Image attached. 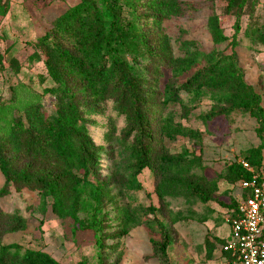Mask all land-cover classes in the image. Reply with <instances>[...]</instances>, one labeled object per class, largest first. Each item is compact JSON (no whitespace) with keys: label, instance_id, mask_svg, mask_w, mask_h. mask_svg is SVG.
<instances>
[{"label":"trees","instance_id":"trees-1","mask_svg":"<svg viewBox=\"0 0 264 264\" xmlns=\"http://www.w3.org/2000/svg\"><path fill=\"white\" fill-rule=\"evenodd\" d=\"M222 1L225 13L235 17L232 38L224 33L216 12L209 16L208 28L215 44L228 41L226 48L206 52L187 47L183 56L173 54L163 23L195 9L190 1L79 0L58 15L37 37L39 50L29 55L45 64L53 85L44 92L53 96L56 110L48 113L34 101L12 115L6 130L0 126V199L12 188L36 191L43 207L50 199L58 216L93 232L98 264H121L123 237L144 225L159 236L150 239L153 257L171 264L169 249L178 238L173 225L182 217L172 216L167 197L207 203L214 199L220 180L238 183L253 176L241 159L257 172L264 166V98L246 81L235 49L242 16L248 19L245 36L261 44L264 19L255 12L259 0ZM8 5V0H0V15H6ZM166 70L169 76L163 82ZM205 98L211 106L201 114L204 121L248 114L259 138L214 179L196 171L202 167L201 154L172 152L168 143L179 135H202L174 122L169 106L179 103L187 115ZM107 102L123 116L125 126L119 136L108 134L105 142L97 143L90 114L103 113ZM7 105L0 96V112ZM145 169L152 172L159 205L143 208L142 216L129 205H119L113 187L142 189L139 177ZM248 193L243 190L241 196ZM226 206L228 216L238 214V200ZM26 227L23 214L4 211L0 205V264H64L45 250L3 242L6 235ZM205 244L212 254L216 244L208 238Z\"/></svg>","mask_w":264,"mask_h":264},{"label":"rangeland","instance_id":"rangeland-1","mask_svg":"<svg viewBox=\"0 0 264 264\" xmlns=\"http://www.w3.org/2000/svg\"><path fill=\"white\" fill-rule=\"evenodd\" d=\"M8 1L6 15H0V96L8 102V108L0 112V126L4 130L12 115L21 113L24 106L31 102L40 101L48 113L56 110L53 96L44 92L46 87L53 85L47 76L45 64L43 60H30L29 55L39 50L37 37L51 26L58 15L79 0ZM186 1L192 2L195 9L172 16L163 23V31L169 38L173 54L183 56L187 47L206 52L214 48L224 50L228 41L221 44L213 42L208 19L216 12L220 16L224 33L232 38L235 17L225 13V1ZM255 12L260 20L264 19V0H259ZM247 21L245 14L241 18L242 28L236 36L235 49L246 81L255 86L264 98V44L255 43L245 36ZM187 42L192 45L188 46ZM42 58H45L43 54ZM165 72L163 82L169 76V72ZM182 98L189 103L187 95L183 94ZM210 106L211 101L205 98L198 107H192L185 115L179 103L171 104L168 111L173 115L174 122H181L195 132H202V135H179L176 140L168 143L172 152L187 149L201 154L202 167H197L196 171L214 179L225 172L228 164L243 158L248 148L259 143V138L255 132V120L248 114L235 112L229 117L220 116L204 121L201 114ZM90 117L96 122L90 131L97 143L105 142L108 134L119 136L125 126L123 116L117 114L111 102L105 104L103 113L90 114ZM139 178L142 189L114 186L113 195L119 205H129L144 216L142 209L150 205L158 206L159 201L152 172L145 169ZM3 184L4 177L0 172V188ZM241 192L242 188L237 183L220 180L214 199L207 203L196 199L187 200L184 196L167 197L172 216L182 217L173 225L178 238L169 249L171 264H229L220 252L219 239L222 238L217 234L224 222V212L228 208L226 205L240 198ZM0 205L4 211H19L27 219L26 229L6 235L4 243L18 242L24 248L45 250L64 264H80L83 261L98 264V249L93 232L78 229L70 217L58 216L52 209L50 199L43 207L36 191L24 189L17 192L12 188L8 195L0 199ZM222 229L225 233L226 227ZM151 237L159 238L144 225L133 227L122 239L121 264H160L152 255ZM206 238L216 244L212 254L207 252Z\"/></svg>","mask_w":264,"mask_h":264},{"label":"built area","instance_id":"built-area-1","mask_svg":"<svg viewBox=\"0 0 264 264\" xmlns=\"http://www.w3.org/2000/svg\"><path fill=\"white\" fill-rule=\"evenodd\" d=\"M240 161L253 176L237 183L249 193L240 196L238 214L226 217L230 234L222 251L229 254V264H264V166L257 172L244 159Z\"/></svg>","mask_w":264,"mask_h":264},{"label":"crops","instance_id":"crops-1","mask_svg":"<svg viewBox=\"0 0 264 264\" xmlns=\"http://www.w3.org/2000/svg\"><path fill=\"white\" fill-rule=\"evenodd\" d=\"M236 200H239V198H237ZM226 217H228V215L226 214V212H224V222L222 223V225H221V227H220V233L219 234H217V236L218 237H221L222 239L220 240L219 238V241L221 242V245H220V252H221V254H223L224 255V258L226 259V260H228V258H229V254L227 253V252H224V251H222V245L228 240V238H229V234H230V225H229V223L226 221ZM226 227V232L225 233H223V227ZM214 242V241H213ZM215 243V242H214Z\"/></svg>","mask_w":264,"mask_h":264}]
</instances>
